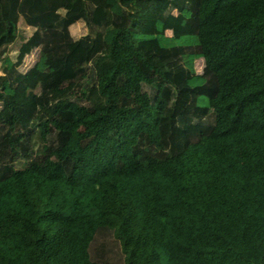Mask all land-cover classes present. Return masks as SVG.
I'll use <instances>...</instances> for the list:
<instances>
[{
	"label": "trees",
	"instance_id": "1",
	"mask_svg": "<svg viewBox=\"0 0 264 264\" xmlns=\"http://www.w3.org/2000/svg\"><path fill=\"white\" fill-rule=\"evenodd\" d=\"M0 264H264V0H0Z\"/></svg>",
	"mask_w": 264,
	"mask_h": 264
},
{
	"label": "rangeland",
	"instance_id": "2",
	"mask_svg": "<svg viewBox=\"0 0 264 264\" xmlns=\"http://www.w3.org/2000/svg\"><path fill=\"white\" fill-rule=\"evenodd\" d=\"M145 8V4H136L133 6V10H136V11H142L143 9ZM20 30H21V35L23 37H26V36H29L31 33H32V29L31 28H26L23 24H20ZM16 50H17V46H14L13 48V52L7 54L8 55V58L10 60H13L16 56ZM200 68H201V63L199 62L198 65H197V70H199L198 72H200ZM102 240V238L100 239H97V243H99L100 241ZM106 244H107V248H112L113 250L115 249L112 241L110 238H106ZM110 252L112 253L113 251L110 250Z\"/></svg>",
	"mask_w": 264,
	"mask_h": 264
}]
</instances>
